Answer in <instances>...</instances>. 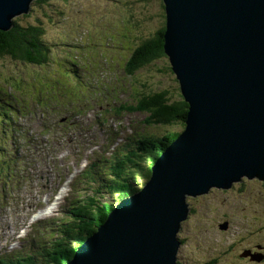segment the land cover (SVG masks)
I'll list each match as a JSON object with an SVG mask.
<instances>
[{
	"label": "rangeland",
	"instance_id": "1",
	"mask_svg": "<svg viewBox=\"0 0 264 264\" xmlns=\"http://www.w3.org/2000/svg\"><path fill=\"white\" fill-rule=\"evenodd\" d=\"M14 18L21 25H39L49 50L42 63L0 56V114L12 105L26 112L18 116L17 126L32 139L31 146L24 144L26 137L12 144L3 130L6 123L0 126V168L18 144L33 161L29 191L21 187L4 198L0 180L2 257L11 250H27L33 224L55 221L52 217H59L77 195L96 198L98 185L79 180L85 168L112 159L141 132L159 137L183 130L177 122L145 126L144 113L118 111L139 94L166 90L172 100L180 95L166 56L132 74L125 72L134 48L164 26L162 0H37L28 14ZM105 193L102 189V200L113 197ZM213 199L203 196L193 202L179 235L180 263L256 264L240 254L259 243L252 254L264 255V185L245 181ZM40 238L44 241L49 234ZM39 246L35 258L40 261Z\"/></svg>",
	"mask_w": 264,
	"mask_h": 264
},
{
	"label": "water",
	"instance_id": "2",
	"mask_svg": "<svg viewBox=\"0 0 264 264\" xmlns=\"http://www.w3.org/2000/svg\"><path fill=\"white\" fill-rule=\"evenodd\" d=\"M31 1L0 0V30ZM162 3L164 54L188 104L183 130L64 264H181L187 197L243 178L264 183V0Z\"/></svg>",
	"mask_w": 264,
	"mask_h": 264
},
{
	"label": "trees",
	"instance_id": "3",
	"mask_svg": "<svg viewBox=\"0 0 264 264\" xmlns=\"http://www.w3.org/2000/svg\"><path fill=\"white\" fill-rule=\"evenodd\" d=\"M36 1L32 0L31 3ZM28 12L22 15H26ZM14 19L12 27L8 30H0V56L9 55L14 59L28 63L44 62L49 49L42 41L41 27L36 24L21 25ZM163 32L164 26L158 29L152 37L142 41L134 48L130 61L125 64L126 73L132 74L144 63L166 56L163 50ZM19 111L20 109H17L15 105L2 111L0 126L6 123L3 130L10 134L12 144L18 139L26 137L23 140L24 144L31 146V137L17 126L18 116L21 113ZM118 111L120 113H144L142 124L145 126L177 122L184 127L188 104L181 95L176 100H172L166 90H161L150 94H139L133 103L120 104ZM21 115H26V112ZM179 133L173 132L156 137L141 132L137 137L126 141L120 152H117V155L115 154L112 159L104 158L85 168L81 172L83 174L79 180L98 185L96 198L94 195L85 196L89 198L85 202L83 200L85 197L77 195L70 205L61 210L59 217H52L55 221H50V218L37 221L33 224V237L27 250L17 249L3 254V257L0 256V264H64L72 258L75 248L105 220L108 212L120 198L132 194L142 187L149 178L152 163ZM21 148L22 144L14 146L9 158L2 162L0 180L4 185L1 187L4 198H7L9 193L19 192L21 187H25L27 191L31 188L30 165L33 161L30 157L23 155ZM100 168L103 172H99ZM102 189L106 195L111 194L113 197L102 200L100 197ZM29 216L30 214L26 212L25 221ZM59 233L60 236H58ZM42 234H49V238L41 241L40 235ZM55 239L53 245H47ZM38 246L40 261L35 258Z\"/></svg>",
	"mask_w": 264,
	"mask_h": 264
},
{
	"label": "flooded vegetation",
	"instance_id": "4",
	"mask_svg": "<svg viewBox=\"0 0 264 264\" xmlns=\"http://www.w3.org/2000/svg\"><path fill=\"white\" fill-rule=\"evenodd\" d=\"M245 181H257V182H260L261 184L264 185V183H263L262 181L258 180V179H251V180H249V179L243 178L240 182H236V183H234V184L231 186V188H229V189H217V188H211L206 194H203V195H201V196L187 197L186 200H187L188 205H189V215H188V216L192 215V207H193L192 204H193V202H194V201H197L198 199H200V197H203V196L208 197V196L212 195L213 198H214L213 200H215V199L218 198L219 194H226V193L230 192L231 190H233L237 185H239L240 187H242V186L244 185ZM222 199L224 200V198H222ZM187 221H189L188 218H187L184 222H187ZM184 222H182V224H183ZM225 222H226V221H225ZM181 232H182V225H181V229H180L179 235L181 234ZM180 238H181V237H180ZM181 240L183 241L182 238H181ZM182 244H183V242H182ZM256 247H257V248H260V247H259V243H256L253 247L248 248V249L253 253L254 251H257V250L255 249ZM261 247H264V246H261ZM262 255H263V254H262ZM244 258H247L249 261L254 262V263H256V264H264V255L262 256L261 260H251V259H249V257H244ZM207 263H208V262H207Z\"/></svg>",
	"mask_w": 264,
	"mask_h": 264
},
{
	"label": "bare ground",
	"instance_id": "5",
	"mask_svg": "<svg viewBox=\"0 0 264 264\" xmlns=\"http://www.w3.org/2000/svg\"><path fill=\"white\" fill-rule=\"evenodd\" d=\"M62 180V179H61ZM38 214V213H37ZM51 221V220H50Z\"/></svg>",
	"mask_w": 264,
	"mask_h": 264
}]
</instances>
